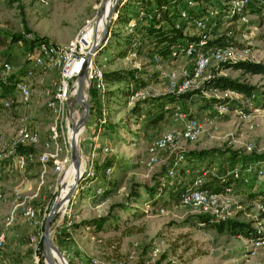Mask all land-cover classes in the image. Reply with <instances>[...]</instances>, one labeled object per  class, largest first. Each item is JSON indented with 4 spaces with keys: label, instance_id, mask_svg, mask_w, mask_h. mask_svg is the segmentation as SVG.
Wrapping results in <instances>:
<instances>
[{
    "label": "rangeland",
    "instance_id": "374dc122",
    "mask_svg": "<svg viewBox=\"0 0 264 264\" xmlns=\"http://www.w3.org/2000/svg\"><path fill=\"white\" fill-rule=\"evenodd\" d=\"M107 1L0 0V35L5 41L0 46V57L11 61L16 72H25L30 64L27 58L32 36L67 43L88 18L94 19L96 26ZM224 5L228 4L221 1L208 5L217 21L215 25L207 24L204 28L190 25L186 32L205 35L207 41L225 37L228 32L231 39L227 42L224 38L222 44L246 49L242 53L247 59L264 62V1L254 0L247 7L246 22L229 18ZM183 6L181 2L179 7ZM140 10L138 0H131L133 14ZM189 11L195 16L203 14L200 6ZM144 23L146 20L142 18L135 26L130 22L124 25L117 23L115 18L108 42L95 56L96 62L104 71L137 69L141 79L132 85L123 79L107 81L104 88L95 82L90 83L89 120L76 133L72 118L69 120L70 133L68 124L63 126L66 137L62 139L63 148L59 153L63 166L61 171L55 170L52 160L46 165L39 199L35 202V206L41 208L37 211L36 223L35 218L31 220L21 210L14 224H5L11 208L12 188L3 190L7 192L6 199L0 195V230H6L1 264L10 263L8 260L14 264H36L31 236L40 237L53 201L63 200L61 193L69 191L77 176L72 160L66 164L70 145L68 134L71 141L78 134L82 169L86 173L50 224L51 239L64 254L56 246L53 250L62 257L64 264H89L92 256H98L105 264H120V258L124 259V264H260L264 260V243L254 245L253 239L240 229L227 227L220 231L212 224L187 223V216L197 210L181 201V193L192 178L208 169L204 182L220 196V215L215 216L253 221L264 231V193L249 194L264 185V175L259 173L264 166V106L254 102L260 97L257 95L253 99L243 92L230 95L219 87H205L204 78L198 79L199 85L188 90V94L180 95L184 92L180 89L181 84L193 72L195 55L182 51L176 57L157 60L149 48L148 36L143 33ZM14 34H20L22 38L12 41ZM139 46L141 50H136ZM220 62L213 60L205 74H212ZM171 71L177 72L174 81L169 75ZM241 72L232 67L219 71L232 75ZM241 74L264 88L261 73ZM58 77V68L38 69L32 78L29 102L16 101L9 107L0 103V156L3 155L8 165L13 157L6 154L9 151L7 146L23 145L13 140L23 113L21 106L27 105L25 114L35 121V127L41 133L38 149L43 147L52 115L46 104L45 89L53 86ZM116 86H122L125 91L119 89L120 92L107 97L104 90ZM126 88L133 92L129 94ZM170 94L179 95L169 103L174 105L171 109L160 108ZM213 95L228 96V102H213ZM74 96L75 91L71 103ZM137 104L142 107L139 118L133 111ZM73 106V117L78 121L83 108L75 103ZM194 117L201 123L200 133L197 137H186L182 133L184 125ZM165 131H172L175 141L152 150L153 142ZM197 150L209 151L201 159L196 158ZM181 151L188 153L177 167L176 174L170 175L168 167ZM253 152L262 155L260 165L249 169V176L238 180L239 183L235 182L238 175H234L230 188L221 187L218 184L221 176L234 173L243 164V156ZM110 165L112 171L108 172ZM10 168V172H17L14 165ZM43 177L39 176V179ZM156 186L161 188L153 195L152 188ZM100 216L104 217L100 228L87 221ZM16 228L22 229L24 246L21 243L16 245L19 240L15 236ZM45 246L44 240L41 247L37 245L39 264L40 258L43 264H50L44 253ZM54 257L58 264L57 256Z\"/></svg>",
    "mask_w": 264,
    "mask_h": 264
},
{
    "label": "built area",
    "instance_id": "2783aa9c",
    "mask_svg": "<svg viewBox=\"0 0 264 264\" xmlns=\"http://www.w3.org/2000/svg\"><path fill=\"white\" fill-rule=\"evenodd\" d=\"M46 2L47 0H43ZM229 5V11L227 16L237 14L238 21L246 22L247 7L251 5L254 0H222ZM183 7L180 8L183 16L190 14L189 9L199 8L198 0H182ZM144 11L140 10L139 18L144 17ZM194 23L197 27L204 28L207 24L215 25L216 19L213 16V11L208 8L206 13L194 16ZM137 18H132L130 21L131 26H135ZM92 29L90 38L87 37L88 30ZM95 29V20L88 18L84 25L77 31L76 35L67 43H56L46 39H37L32 36L29 44L28 61L25 72L19 73L18 78L15 80V91L12 93L4 92L0 89V103L2 106H12L16 101L29 102L32 97L33 80L35 73L38 69L52 70L54 68L59 69V77L54 80L53 86H47L45 93L47 94L46 104L51 110V121L49 123L48 136L43 142L41 149H25L18 150L16 153V164L20 168H25L29 163L39 161L44 167H46L49 160L54 162L55 170L61 171L63 166V159L59 156L61 149L63 148L62 139L66 137L63 126L68 124L70 117L71 96L75 91V78L80 75L84 70L86 63L88 62V72L86 74V80L89 79L91 83L95 82L97 86L104 88L106 79L104 75V69L96 62V55L100 49L108 42L109 36L105 40L96 42V35L93 30ZM130 30H132L130 28ZM231 34L226 33L225 40L229 42ZM204 40L189 41L184 50L187 53L195 55V64L192 69V74L188 76L180 89L187 91L196 88L199 85V80L207 77L205 74L207 66L213 61H238L247 59L242 51H246L243 48H238L232 44H220L212 46H204ZM156 59L159 60V56L156 54ZM16 72V68L11 61L7 58L0 57V78L4 81L8 80L10 73ZM170 77L173 79L176 77L177 72H169ZM199 79V80H198ZM133 82L130 83L132 85ZM195 85V86H193ZM1 87V86H0ZM230 92V95L235 93H242L236 88H221ZM16 90L18 93H15ZM73 101V100H72ZM225 104V103H219ZM225 107V106H223ZM201 123L198 118H190L186 121L183 129V135L186 137H197L200 133ZM69 130V128H68ZM18 137L17 142L23 144H38L41 139V133L37 128H34L29 124L27 114H22L20 123L17 128ZM69 135V134H68ZM2 133L0 132V137ZM175 137L172 131H165L159 136L152 144L151 149L155 150L158 146H165L173 143ZM185 159V152H177L172 163L168 167V173L175 175L177 167ZM107 171H112V166L107 167ZM208 169H204L202 174L196 175L193 180L186 186L181 193V201L185 205H189L196 209L197 212H208L213 215H220L218 206L220 205V196L217 191L211 190L204 182V175ZM259 173L264 175V166L260 168ZM239 171L235 169L234 175H238ZM230 188L231 186H227ZM101 186L98 187L100 191ZM264 208V206H263ZM24 210L27 214L34 216L36 214V208L32 204H25ZM13 219L12 213L8 214L6 224H9ZM43 232V231H42ZM42 236V234L40 235ZM32 239H36L37 235L32 234ZM6 239V230L3 228L0 230V264H1V248ZM254 245L264 243V236L257 239H253ZM120 264H124V259H119ZM89 264H105L98 256H92ZM264 264V260L260 262Z\"/></svg>",
    "mask_w": 264,
    "mask_h": 264
},
{
    "label": "trees",
    "instance_id": "16d2710c",
    "mask_svg": "<svg viewBox=\"0 0 264 264\" xmlns=\"http://www.w3.org/2000/svg\"><path fill=\"white\" fill-rule=\"evenodd\" d=\"M222 0H198L199 6L203 13L208 11L209 4H218ZM264 1V0H262ZM181 0H138L139 6L141 10L144 11V19L146 23H144L142 30L145 35L148 36L150 40V49L153 50L155 54L159 56L160 59L173 58L176 57L180 52H182L189 41H198L201 39L204 40V45L212 46L217 44L224 43V36L210 39L207 41V36L201 34H192L186 32V28L190 25H195L194 23V14H189L188 16H183L180 11V3ZM227 4V3H225ZM225 13L229 11V5H224ZM117 12V23H123L124 25L128 24L132 18H137V23L139 20V12L135 15L131 11V0L122 1L120 0L116 6ZM135 16V17H134ZM238 17L237 14L229 16V18L236 19ZM136 23V24H137ZM22 38L20 34H14L12 36V41L19 40ZM38 38L35 39V42ZM34 42V40H31ZM30 42V43H31ZM5 41L3 37L0 35V46L4 45ZM134 48V47H133ZM123 49H120V54H123ZM136 50H141L139 46ZM226 67H232L235 69H240L242 72H252V73H261L264 76V62L256 61L251 59H243L238 61H222L218 66H216L214 72L207 76L204 80L205 87H219V88H236L239 91L243 92L246 95L253 96L252 98H256L258 95L260 98L258 100L254 99V102L258 105L264 106V88L259 87L256 83L250 82L245 77L242 76V72L238 75L219 73V71ZM19 72L10 73L8 80L4 81L0 78V89L7 93H12L15 91V80L18 78ZM106 81L114 82L115 80H126L129 84L131 82H138L141 77L139 76L137 69H127V68H118L104 71ZM119 89H123L122 86H116L112 88H106L104 93L107 97L112 96L113 94L120 92ZM199 89V88H198ZM126 91L131 94L133 92L132 89L126 88ZM189 91H184L180 95H186ZM170 98L167 99L166 102L160 108L171 109L174 104H169L173 101L174 98L179 97L170 94ZM161 97V96H160ZM158 97V98H160ZM214 100L213 102L217 103H226L228 102V96H211ZM133 111L137 113V117L141 116L142 107L140 104H137ZM38 150V148L34 147L33 144H23L19 146V150L25 149H34ZM209 150H197L198 157L201 158L205 156V153ZM185 156H186V151ZM190 152H193L192 150ZM262 155L259 153H250L245 154L242 158L243 164L238 167V171L241 174H238L236 183H239L238 180L244 179L248 177L250 172L249 169H252L253 166H259ZM245 171L246 174H243ZM234 178V173L229 175L221 176L218 184L221 187L225 188L232 183V179ZM166 185V184H164ZM160 187H154L148 190L151 194H155L160 191ZM253 192H250L249 189L246 191L250 194V196L258 195L264 193V185L261 184L258 188H254ZM104 220L103 216L96 217L91 221L92 224L98 225L97 228L102 226V222ZM187 223L190 224H212L217 227L218 230L222 231L227 227L231 229H240L244 232L247 237L251 239H257L259 237L264 236V231L258 228L253 224V221L243 220L236 217L230 216H215L208 212H195L187 216L185 219ZM43 245V239L41 238L39 241V246ZM40 263L43 264L42 258H40Z\"/></svg>",
    "mask_w": 264,
    "mask_h": 264
},
{
    "label": "crops",
    "instance_id": "0c3cea01",
    "mask_svg": "<svg viewBox=\"0 0 264 264\" xmlns=\"http://www.w3.org/2000/svg\"><path fill=\"white\" fill-rule=\"evenodd\" d=\"M24 103H27V102H24ZM21 107H22V112H23L22 114H25V111H27V105H23ZM27 116H28L29 124L33 126L34 128H36L35 121L29 118V114H27ZM13 137H14L13 140L17 141L18 132H16ZM33 145L34 147L38 148V144H33ZM7 147L9 151H7L6 154L10 153L9 155H12L13 160L11 161V165H14L17 171L16 173L10 172L8 169L10 168L11 165L10 164L8 165L7 163H5V159L3 155L0 156V195H1V198L2 199L7 198V192H4L3 191L4 189H6L7 187L12 188V191L10 192V197H9V201L11 203L9 214L12 213L13 219L10 223L14 224L16 215L19 213V211L22 210L24 214H27L24 210V205L27 203L32 204L36 208V214L34 216L27 214L25 216L30 218L31 220L35 218V223H36L37 211L41 208L38 209L35 206V202H37L39 199L38 194L40 192V188L42 187V183L44 181L43 176H44L45 171L47 170V167H44L41 163H35V162L29 163L25 168L18 167V165L16 164V153L19 150V146L15 144H11L10 146H7ZM39 176L43 178L39 179ZM5 224H6V219H5ZM15 236L16 238H19V240H17L16 245L20 246L18 244L21 243V246H24L23 245L24 242L22 243L23 241L22 229L16 228ZM41 238L42 236L37 237L36 239H32L33 244H32L31 250L35 251V263L36 264H39V258H38L39 255L37 254L36 249H37V245H39V241ZM8 261H10V263H8L7 261L4 263V260H3V263L4 264H14L11 260H8Z\"/></svg>",
    "mask_w": 264,
    "mask_h": 264
},
{
    "label": "bare ground",
    "instance_id": "6f19581e",
    "mask_svg": "<svg viewBox=\"0 0 264 264\" xmlns=\"http://www.w3.org/2000/svg\"><path fill=\"white\" fill-rule=\"evenodd\" d=\"M114 3H115V0H108L107 4L104 5L101 9L100 15L98 16V21H96L95 29L93 30L94 34L96 35L95 36L96 42H99L102 39L101 30L104 27V25L108 19L109 12H110L111 8L114 6ZM91 32H92V29H89L86 36L90 38ZM86 85H87V80H86V76L84 74H81L75 78V88H74L75 96L73 98V102L75 103V105L76 104L80 105L83 108V110H82V113L80 115L79 120L77 121L73 117L74 112L72 111V109L74 106H70L69 112H70V117L72 118L73 123H74V130H73L74 133H76L80 129L81 125H85V123L89 120V116H90L89 106H88V115L85 117L87 106H86V94H85L84 89L86 88ZM70 126H69V133H70ZM72 141L74 142V147H72V145H71ZM72 141H71V137L69 134L70 145L68 146V153L66 155V164H69L72 160V163H73V165L77 171V174H78L79 167H78L77 163L75 162V160L73 159V154H75V157L77 158L79 165L82 168V160H81V155H80L79 148H78V143H79L78 134H77L76 138H72ZM67 193H68V191L65 194H63V192H62L60 197H62V198L65 197ZM61 201L62 200H58L56 203H54V205L51 207V209H54L56 207V205ZM64 202H63V204H64ZM47 230H48L49 237L51 238V235H50L51 225H47ZM53 249H54V246L48 245L46 243V246L44 248V253H45L46 257L48 258L49 263L50 264H56L54 256H57L58 261H59L58 264H64L62 259H61L62 257L60 258L57 254H55Z\"/></svg>",
    "mask_w": 264,
    "mask_h": 264
},
{
    "label": "water",
    "instance_id": "95a60500",
    "mask_svg": "<svg viewBox=\"0 0 264 264\" xmlns=\"http://www.w3.org/2000/svg\"><path fill=\"white\" fill-rule=\"evenodd\" d=\"M119 1L120 0H115L114 6L111 8V10L109 12L108 19H107L104 27L101 30L102 40H105L109 36V34L111 32V26H112L115 18H117L116 6H117ZM113 17H114V19H113ZM87 72H88V62L86 63V65L84 67V70L80 73V75L84 74L86 76ZM90 83H91V81L89 79H87V85H86V88H85L86 106H87L85 117L88 115V106H89V103H90V97H89V93H88V89H89ZM71 145H72V147H74V142L73 141L71 142ZM73 159L75 160V162L77 163V165L79 167V172L77 174V177H76L75 181L73 182V184L71 185L68 193L63 198V200L61 202H59L54 209H50V211H49V213H48V215H47V217L45 219V229L42 232V238H43L45 243H47L48 245H51V246H56L57 247L56 243L49 237L48 230H47V225H50V223L52 221V218L54 217L56 212H58L61 209V207L63 205V202L65 200H68L71 197V194L73 193L74 189L76 188V186L79 184V182L85 176V173H86V170H83L81 168V166L79 165V162H78L77 158L75 157V154H73ZM54 203L55 202L53 201L52 206H53ZM57 248H59V247H57ZM59 250L63 253V251L60 248H59Z\"/></svg>",
    "mask_w": 264,
    "mask_h": 264
}]
</instances>
